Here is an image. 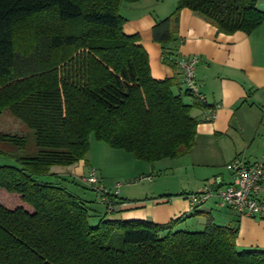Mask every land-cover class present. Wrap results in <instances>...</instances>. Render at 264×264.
<instances>
[{"label": "trees", "instance_id": "obj_1", "mask_svg": "<svg viewBox=\"0 0 264 264\" xmlns=\"http://www.w3.org/2000/svg\"><path fill=\"white\" fill-rule=\"evenodd\" d=\"M139 1L0 0V117L10 109L39 149L0 165V264H264V250L238 251L237 228L209 219L203 231H174L183 217L109 219L117 210L91 226L87 202L36 180L86 160L92 135L150 163L194 148L198 121L173 92L177 77L155 79L140 36L124 33L121 6ZM257 3L178 0L153 40L175 42L185 8L219 33L250 34L264 22ZM177 59L164 53L168 65ZM3 143L25 149L28 139L0 132Z\"/></svg>", "mask_w": 264, "mask_h": 264}, {"label": "crops", "instance_id": "obj_2", "mask_svg": "<svg viewBox=\"0 0 264 264\" xmlns=\"http://www.w3.org/2000/svg\"><path fill=\"white\" fill-rule=\"evenodd\" d=\"M151 2L123 3L121 8L132 11L123 27L124 33L140 36L155 79L177 77L179 84L173 88L177 95L185 94L182 72L177 65L164 63V53L174 58L196 57V77L206 101L199 104L187 93V99L182 97L192 107L191 114L198 127L194 148L174 160L177 165L172 177L178 181L177 185L159 191L155 183L146 192L139 191L140 185H122L120 206L113 215L118 213V220H146L155 224L183 217L174 231H203L211 219L217 225L238 229V251L264 250V219L241 215L224 206L217 196L195 209H191L187 199L188 195L207 188H225L232 181L226 166L236 159L247 164H264V22L250 34L227 35L185 8L180 13L176 41L163 47L154 42L152 29L175 11L178 0H171L170 5ZM257 7L264 12V0H258ZM212 111L215 118L208 120ZM87 167L86 159L65 168L75 183L81 181L88 188L83 180L89 171ZM148 177L153 181V174ZM259 199L264 202V189Z\"/></svg>", "mask_w": 264, "mask_h": 264}, {"label": "rangeland", "instance_id": "obj_3", "mask_svg": "<svg viewBox=\"0 0 264 264\" xmlns=\"http://www.w3.org/2000/svg\"><path fill=\"white\" fill-rule=\"evenodd\" d=\"M156 2L158 1H152L151 3ZM159 2L170 5L171 0H159ZM120 14L127 22V17L132 15V11L123 7L120 9ZM32 44L33 36L30 41V45ZM182 91L186 94L184 87ZM185 94H182V97L187 99ZM0 132L26 136L28 139V145L25 149L14 147L8 143L0 144V165L17 166V160L19 158L35 156L39 151L35 143L34 131L14 116L10 109L5 110L0 117ZM86 159L89 163L87 170L93 168L99 171L104 178V183L109 189H113L117 183H120L121 185H140V187L138 186L139 191L146 192L150 186L157 183V188L161 191L165 186L174 188L177 185L176 183H178L176 178L172 177L173 172L176 170L175 166L177 165L174 160L164 159L155 163L141 161L125 150L112 148L107 143L96 140L93 135L90 137V147ZM152 170L154 172H151ZM66 171L68 170L64 167H53L51 174L36 177V180L39 183H51L64 186L80 199L87 202L90 214L89 224L96 226L100 219L106 215V208L101 204V195L86 188L81 181L75 183L74 178ZM149 174H153V181H147L145 179ZM161 177L163 178L160 179ZM0 200L3 203L5 202L6 198L3 194L0 195ZM10 202H12L11 198ZM108 218L118 219V213L109 215Z\"/></svg>", "mask_w": 264, "mask_h": 264}, {"label": "built area", "instance_id": "obj_4", "mask_svg": "<svg viewBox=\"0 0 264 264\" xmlns=\"http://www.w3.org/2000/svg\"><path fill=\"white\" fill-rule=\"evenodd\" d=\"M197 61L196 57L178 58L177 65L182 72L183 85L188 93L204 103L206 99L200 91L196 77ZM215 115V111H212L208 120H213ZM226 168L232 174V181L223 189L207 188L201 193L188 195L187 199L191 209L217 196L224 206L236 210L241 215L264 219V202L259 199L264 189V164L262 162L247 164L241 159H236ZM145 179L152 181L151 177ZM83 180L88 188L101 195V204L108 212H114L119 208L118 197L122 187L120 183H117L113 189L105 187L100 174L93 168L89 169Z\"/></svg>", "mask_w": 264, "mask_h": 264}]
</instances>
